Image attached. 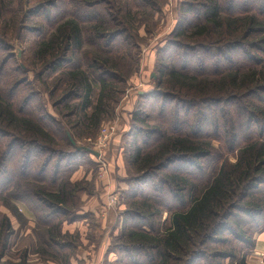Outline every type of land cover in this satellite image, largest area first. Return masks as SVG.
Returning a JSON list of instances; mask_svg holds the SVG:
<instances>
[{
  "label": "trees",
  "instance_id": "1",
  "mask_svg": "<svg viewBox=\"0 0 264 264\" xmlns=\"http://www.w3.org/2000/svg\"><path fill=\"white\" fill-rule=\"evenodd\" d=\"M163 5L165 0L34 1L31 16H45L26 28L40 36L42 72L65 70L64 95L53 105L91 109L85 118L99 128L110 112L114 81L125 82L109 56L136 48L138 17L160 13ZM171 38L156 55L155 90L140 95L160 100L152 124L147 114L132 115L126 158L131 190L123 193L129 199L122 229L109 252L118 264H247L255 237L264 232V0H183ZM89 48L95 55H87L82 69L75 53ZM1 79L2 69L0 85ZM93 82L99 86L95 104ZM4 93L0 138L12 142L1 155L0 195L7 191L36 227L47 228L40 240L59 257L73 250L59 216L70 215L69 224L83 218L76 201L90 183L71 184L70 178L79 167L94 165L90 149L54 150L60 143L73 147L75 125L68 121L69 131L49 113L36 117L34 97L12 110L15 93ZM72 98L80 100L75 107L68 104ZM7 161L16 165L8 170ZM63 259L69 264L70 253Z\"/></svg>",
  "mask_w": 264,
  "mask_h": 264
},
{
  "label": "rangeland",
  "instance_id": "2",
  "mask_svg": "<svg viewBox=\"0 0 264 264\" xmlns=\"http://www.w3.org/2000/svg\"><path fill=\"white\" fill-rule=\"evenodd\" d=\"M34 1L36 0H0V69H2L0 103L2 107L5 106L4 92H11L12 90L15 93L12 104H9L13 107L12 110L16 107L18 110L26 98L34 97L35 99L31 102L30 107L33 108L31 112L36 117L44 114L48 115L49 113L53 119L60 121L65 130H69L66 126L68 121L75 125L70 129L72 132H70L72 135L71 139L75 140H73L74 145L71 144L73 147L60 143V147H54V150L68 153V151L75 150V147L89 148V151L95 154L91 159L95 164L91 167L81 166L83 169L77 170L72 174L70 183L76 184L82 180L90 183L87 186L88 191L81 194L79 201H76L79 209L90 203L92 199H97L98 201L101 199V205L107 201V206L109 207H105L106 210L101 217L102 221L106 223L107 232H109L95 238L96 221L90 217L80 220L83 227L73 226L69 228L70 230H64L65 227H70V224L66 222L70 215H60L58 221H60L59 224L62 222L60 231L63 237H66L64 240L73 245V250H66V252L63 251L62 253H70L71 259L78 252H93L95 254L92 256L91 253V258L89 257L90 261L94 259L91 264H104V254L106 253V257L109 251L106 250L104 253L105 243L110 238L111 249L115 239V236H113V220L116 217L117 223L119 219L122 222L121 213L126 209L125 203L129 199L127 197L125 199L123 193H128L131 190L126 181L132 176L133 172H131L132 168L127 165L126 158L130 152V143L132 141V115L136 110L147 114L151 116L149 122L152 124L154 112L156 113V109L154 110L153 107H158L160 100L159 98H152L148 102L149 99H140L139 93L145 92L149 94L155 90L156 55L159 49H164L169 41L174 40L171 38V33L176 27L178 8L183 0H165V5L161 7L160 13H154L148 17H138V22L135 25L136 33L139 36L138 40L134 41L136 48L129 49V53L126 49L121 51V48L119 53L116 52L113 53V56H109L110 67L117 70L123 76L125 82L123 83V80L122 82L114 81L116 89L113 99L108 100L106 103L109 105V110L107 107L106 111L110 112H107L106 116L103 117L104 120L97 129L89 126V122L85 118V115L91 113V109L82 113L79 107L67 110L63 108V104L53 105L59 104L60 100L58 98L64 95L62 94L64 85L61 86L62 77L60 74L65 72V70L54 74L49 71L42 72L43 68L40 67L41 62L37 47L40 42V36L38 33L31 32V30L26 28L28 26L32 27L40 17L45 16V12L31 16L33 11L36 10L30 9ZM123 1L125 3L126 0ZM26 12L30 13L29 18L24 17ZM89 53L95 55V50L89 48L76 52L74 64H80L83 69L84 60H87ZM93 83L91 100L95 104L99 96V86L97 83ZM52 93L56 97L54 100H51L49 96ZM79 103L80 100H77V98H72L68 101V104L74 107ZM64 115L65 117L70 115V118H63ZM3 116L5 118V115ZM0 120H3V117ZM4 125L6 124L1 123L0 128L4 129ZM9 131L11 129L7 132ZM12 135L13 139L17 141L18 136ZM116 138L117 140L119 139L118 152L116 153L118 157L120 155L122 160L119 168L115 165L116 163L114 164L116 160L113 161V156L110 155L111 148H113L112 144ZM11 139L12 137L10 136L0 138V157L2 152L12 142ZM15 143L16 147L20 145L17 142ZM17 158V154H14L12 160L17 161ZM1 161L2 157L0 163ZM111 161H113V164ZM107 163L111 164L114 171V181L124 183L125 190L122 193L114 192V188L108 185L105 187L101 186L100 190L96 189V181L103 182L107 179L106 177L109 173ZM5 165L9 170L16 165V162L9 163L7 161ZM2 171V168H0V194L3 193L1 190L2 182L4 184V177L1 176ZM5 194L7 195V191H5ZM5 194H3L4 196L0 195V264H64V254L58 255L59 257L53 256L56 252L46 248L40 240L39 234L44 233L43 229L47 228L36 227L35 222L29 220L24 213L19 212V207L25 210L24 206L18 204V202H12ZM7 203H9L10 207ZM11 207L15 208L16 213L11 210ZM165 218L166 215L163 216V219ZM5 220L8 222L6 229H4ZM85 227H87V230ZM120 232H118L117 237ZM62 240L63 238L59 239V241ZM89 248H92V251ZM98 253L100 259L97 258ZM113 254L117 258L116 254Z\"/></svg>",
  "mask_w": 264,
  "mask_h": 264
},
{
  "label": "crops",
  "instance_id": "3",
  "mask_svg": "<svg viewBox=\"0 0 264 264\" xmlns=\"http://www.w3.org/2000/svg\"><path fill=\"white\" fill-rule=\"evenodd\" d=\"M141 93H139V95H143L145 92H141ZM112 146H113V148H111L110 155L113 156V158H112L113 161L116 160V161H114V164L116 163L115 165L119 168L120 167V163H122L120 155L118 157V155L116 153V152H118L119 139L117 140V138H116L114 140ZM93 155H95V154L91 153L89 155L90 160L92 159ZM116 155H117V157H116ZM113 161H111L112 164H113ZM92 163L95 164V162H93V161H92ZM107 165L109 167V169L107 168L109 173H108L107 177L105 176L107 179L104 180L103 182L96 181L95 182L96 189L100 190L101 186L105 187V186L108 185V186H111L112 188H114L113 189L114 192L118 191V192L122 193L125 190L124 183L123 182H115L114 181V178H113L114 171H113V169L111 167V164L107 163ZM80 169H83V168L80 167L78 170H80ZM118 195H120V194L118 193ZM101 202H102L101 199L99 201L97 199L96 200L92 199V201L90 203L85 204L76 213V215L78 217H83L82 219H87L86 217H90L92 220L96 221L97 229L95 231L96 232L95 233V238H98L100 235H104V234H107L109 232V231L107 232L106 223H105V221H102V217H101V215L104 214V211L106 210L105 207L108 208L109 206H107V201H105V203H103V205H101ZM18 204L23 205L21 203H18ZM18 204H16V205H18ZM24 208H25V210H22L21 207H19V212L24 213V215H26L27 218H29V220L34 222V219H33L32 215H31V213L26 209L25 206H24ZM113 224H114V226H113ZM113 224H112V226L114 227L113 236L116 237L118 232L121 231V229H122V222L119 219L118 223H117V219L115 217L114 220H113ZM69 226L70 227H65L64 230H70L69 228H71L73 226H77L79 228L83 227V225L80 223V220L77 221V222H74L73 224H70ZM85 229L87 230V227H85ZM85 229H83V230L85 231ZM110 246H111V242H110V238H109L108 241L105 243V247L103 248L104 249V253L106 252V250L110 249ZM89 249H90V251H92L91 250L92 248H89ZM91 253H92V256H93V254H95L93 252L88 253V252H85V251L84 252H78L75 257H72L69 260V264H81V263L82 264L83 263L84 264H91L92 260H94V259H92L90 261ZM105 254H104V259L103 260H104V262L106 264H118L117 263V258L115 257V255L113 253H110L108 251V254H107L106 257H105ZM97 258L100 259L99 258V253H98ZM246 262H247V264H264V232L261 233V234H258L255 237V248H254L253 252L247 257Z\"/></svg>",
  "mask_w": 264,
  "mask_h": 264
},
{
  "label": "water",
  "instance_id": "4",
  "mask_svg": "<svg viewBox=\"0 0 264 264\" xmlns=\"http://www.w3.org/2000/svg\"><path fill=\"white\" fill-rule=\"evenodd\" d=\"M153 77H154V76H153ZM70 141H71V144H72V145H74V142H73V140L71 139ZM93 154H94V153H93Z\"/></svg>",
  "mask_w": 264,
  "mask_h": 264
},
{
  "label": "built area",
  "instance_id": "5",
  "mask_svg": "<svg viewBox=\"0 0 264 264\" xmlns=\"http://www.w3.org/2000/svg\"><path fill=\"white\" fill-rule=\"evenodd\" d=\"M101 164H102V162H101Z\"/></svg>",
  "mask_w": 264,
  "mask_h": 264
}]
</instances>
